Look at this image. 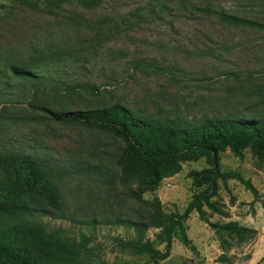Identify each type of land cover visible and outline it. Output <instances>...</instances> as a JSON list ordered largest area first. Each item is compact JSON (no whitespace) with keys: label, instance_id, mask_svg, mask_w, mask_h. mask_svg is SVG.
Masks as SVG:
<instances>
[{"label":"rangeland","instance_id":"rangeland-1","mask_svg":"<svg viewBox=\"0 0 264 264\" xmlns=\"http://www.w3.org/2000/svg\"><path fill=\"white\" fill-rule=\"evenodd\" d=\"M49 1L51 9L41 11L18 0H0V68L5 71L0 73V150L38 152L68 167L82 165L83 172L54 178L64 209L49 207L50 215L40 220L65 236L91 235L85 264H147V256L116 244V238L136 237L133 228L103 221H148L152 212L127 193L137 179L127 184L120 179L114 156L123 141L101 130L55 122L38 106L77 110L120 103L136 116L164 123L264 117V29L232 26L215 12L191 8L192 3L209 4L264 24V0H184L187 8L181 0H103L94 8L79 0ZM8 63L32 68L45 79L33 87L11 76ZM9 81L14 93L4 95L2 85ZM77 84L79 91L67 92ZM86 84L98 87L99 95L86 91ZM220 159L222 170L240 172L258 194L237 179H219L214 199L227 215L204 206L206 222L191 212L185 225L196 250L182 242L178 231L161 264H219L225 249L211 224L228 221L256 231L243 242L233 241L226 251L230 264H264V165L249 148L243 156L224 149ZM212 166L208 153L184 161L178 173L144 198H158L165 211L183 213L200 189L192 172ZM158 231L150 228L147 236L155 239Z\"/></svg>","mask_w":264,"mask_h":264},{"label":"trees","instance_id":"trees-1","mask_svg":"<svg viewBox=\"0 0 264 264\" xmlns=\"http://www.w3.org/2000/svg\"><path fill=\"white\" fill-rule=\"evenodd\" d=\"M18 1L34 10L51 9L49 0ZM79 1L86 7L94 8L103 0ZM181 3L184 8L189 7L186 1L181 0ZM191 8L205 13L215 12L222 22L232 26L264 29V24L256 19L225 9L213 10L209 4L201 6L192 3ZM5 67L10 70L11 76L30 81L33 87L38 88L45 79L36 70L19 64L8 63ZM4 72L0 68V73ZM12 85L10 81L3 84L2 94L7 95L9 90V93H14ZM85 86L90 89L86 91L99 95L98 87L90 84ZM79 88L80 84H77L66 90L77 92ZM38 107L43 108L55 122L101 130L123 141L119 153L114 156L120 166V179L125 184L131 179H137L136 185L128 184L127 193L142 204L149 205L152 212L148 221L121 217L103 221L133 228L136 237L116 238V244L122 251L147 256V264H161L170 256L178 231H181L182 242L196 250L185 225L191 212L197 211L206 222H209V218L204 206L212 212L227 215L224 204L214 199L218 196L219 179H237L255 195L258 194L253 183L240 172L222 170L220 152L230 148L238 156H243V150L249 148L253 156L264 165V117H216L199 123H164L155 118L136 116L120 103L77 110H53L41 104ZM205 153L210 155L213 166L192 172L196 186L200 189L194 193L183 213L165 211L158 198H144V194L156 190L165 177L178 173L184 161L196 160ZM83 170L82 165L68 167L38 152L0 150V264H85L89 245L93 241L91 235L82 232L79 237L65 236L61 228L49 229L40 220L41 216L50 215L49 207L64 209L54 178ZM211 225L225 249L219 256V264L232 263V256L226 255V251L231 248L233 241L243 242L255 236L256 232L238 221ZM150 228L159 230L155 239L147 236ZM158 242L164 244V247H158Z\"/></svg>","mask_w":264,"mask_h":264}]
</instances>
